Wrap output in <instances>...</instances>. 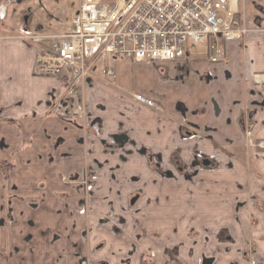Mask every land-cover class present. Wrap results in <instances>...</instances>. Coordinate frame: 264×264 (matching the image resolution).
<instances>
[{
	"label": "crops",
	"instance_id": "1",
	"mask_svg": "<svg viewBox=\"0 0 264 264\" xmlns=\"http://www.w3.org/2000/svg\"><path fill=\"white\" fill-rule=\"evenodd\" d=\"M237 2L250 31L224 44L221 62L201 48L157 64L99 61L85 89V123L49 110L71 71L42 74L37 45L0 30V264H139L147 250L158 251L152 264H173L167 252L180 238L167 234L157 245L139 234L170 232L174 218L184 241L174 264H264V0ZM104 68L113 70L107 81ZM144 149L167 170L173 152L187 164L206 154L219 166L200 171L188 193L180 177L156 176ZM138 187L147 202L127 210L124 197ZM188 225L202 233L194 243Z\"/></svg>",
	"mask_w": 264,
	"mask_h": 264
},
{
	"label": "built area",
	"instance_id": "2",
	"mask_svg": "<svg viewBox=\"0 0 264 264\" xmlns=\"http://www.w3.org/2000/svg\"><path fill=\"white\" fill-rule=\"evenodd\" d=\"M237 5V0H115L114 5L78 0L68 31L32 39L44 40L50 48L39 56L44 60L42 70L68 67L73 73L72 86L78 87L81 76L103 58L157 64L183 59L193 47H202L209 62L223 61L224 44L248 33ZM104 73L109 77L113 70ZM133 97L157 107L140 94Z\"/></svg>",
	"mask_w": 264,
	"mask_h": 264
},
{
	"label": "rangeland",
	"instance_id": "3",
	"mask_svg": "<svg viewBox=\"0 0 264 264\" xmlns=\"http://www.w3.org/2000/svg\"><path fill=\"white\" fill-rule=\"evenodd\" d=\"M0 2L4 3V2H7V0H0ZM77 4H78V0H23V2L20 4V7L16 9L15 14H13L12 6H9L5 9L6 18L0 22V30L1 29L6 30L9 26L16 27L17 25H19V26L22 25L23 18L21 17V13L23 11H26L29 14H31V18H32L31 24L28 26V31L31 32L28 34V36H29L28 39L30 40L31 43H33L32 38L37 37L39 35L44 36V35H48V34L55 33V32H63V31L66 32L69 30L71 23L73 21V18L75 17L76 10H77ZM246 27H247L248 32H249L250 27H248L247 25H246ZM11 33H13V32H11ZM15 33L18 34V32H16V31H15ZM33 41H35L34 44L37 45L41 54H46L45 52L50 51V48L47 46L46 41L35 40V39ZM196 48L197 47H193V50ZM103 59H106V58H103ZM103 59H101V60H103ZM110 59H112V58H110ZM101 60H99V61H101ZM97 63H95L90 68V70L87 71L86 75L81 76L82 81L80 82L78 87L72 86L73 85V76H72L73 73L70 72V74H71V77L69 79L70 81L64 87L63 94L61 96L55 98L54 100H51L49 110H51L52 112H54V114L59 115L61 117H64L66 115V116H71L74 119H80L83 121L85 116H86V106H85V91L86 90L85 89H86V86H87L89 79H91L93 76H95V74L93 73V69L96 68ZM107 63H109V62L107 61ZM37 64H38V69H39V65H40V70L42 71V74H44V75L50 74V72H45L42 70L44 67V60L43 59H40V57H37ZM61 69L65 70L66 72L71 71L67 67L61 68ZM107 69L108 68H104L102 70L103 77L106 79V81L108 80V78L110 79L113 77V75H110L109 77L105 76L104 72ZM133 96H134V94H133ZM68 106L72 107L71 112H70ZM61 107L62 108L66 107L69 112L66 113V111L64 109L63 110L61 109ZM248 123L249 122L245 121V120H243V122H242V125L244 128L243 131H244V134H246V136H248L247 135V130H248L247 128H249V127H247ZM245 124H246V126H245ZM87 125H85L84 128L87 129L86 132H89V129L91 130L92 126L88 127ZM181 133H182V135H184L185 131L181 130ZM249 137L250 136H248V138ZM249 140H250V138H249ZM143 154H144V157L147 161L149 169L156 176H158L160 178H164V177L165 178H168V177L171 178V177L176 176V177H174V180L180 177V179L184 182V184H186L185 185L186 187H182V188H186V192H188V193H194L195 192L193 190V188L195 186V181H196L195 179L197 178L196 176L198 175V173L200 171L213 170L219 166V164H218L219 161L217 159H215L213 157H209L206 154H200L199 153L197 155H194L191 158V160L188 162V164L182 160L185 163L186 168H184L185 170L183 168H179V169H181V172L183 173V174H180L174 166H173L174 168H172L171 170H167L166 168H162L160 166L161 158H160L159 154H154L151 151H148V149H146V150L144 149ZM178 156L180 157V155H178ZM180 159H181V157H180ZM87 178L90 179V182L93 185V181L95 178L94 174L91 172L87 173V175L85 176V180ZM135 178L137 179L136 176H135ZM143 180H145V179H143ZM166 186H168V184ZM178 186H179L178 184H172L171 188L174 190H177ZM161 187H162V185H161ZM91 188L93 189V186ZM144 193L145 192H144L143 188H140V187L129 190L127 192V194L125 195L126 197H124V201H123L124 205L127 206V210H135L141 204H145V201L147 200V198H146V195H144ZM142 199H143V201H142ZM175 203L178 206L181 205L180 202L172 201V206H175L176 205ZM183 204H185V206L188 207V204L186 203V201H185V203L183 202ZM168 208H169L168 206L165 208V212L169 211ZM156 209H157V207H156ZM259 209L262 210V207H260ZM174 219L176 220V222H174V220H172L174 223L172 224V222H171L172 229L170 228L171 229L170 232H162L161 230H159L156 227L155 229L153 228L151 230L144 231L142 234H139L140 238L144 237L146 240H149V242H150V238H154L156 240V241H154V243L155 244L157 243V245L161 244L163 239L165 237H167V234H169V235L175 234L176 235L175 238H178L176 240L171 239V241H177L180 238L178 243L174 244V242H172L173 246L170 249H168V252H167L168 256H169V260H171V262L173 264L179 262V260L181 258V255L179 254V252L180 253L183 252V249H181V248L184 244V241L181 239L183 234H181L179 232L182 224L179 222L178 218H174ZM249 223H250V225L257 226V221H256L255 217H253V216L250 217ZM178 225H181V226L177 227ZM175 227H177V228H175ZM184 234L186 235L187 238H189L190 242H193V243L200 236H202V233H199L198 229L193 225H188ZM203 235H204V237H206L207 233H203ZM227 237H229L228 234L223 233V234H220L219 239L220 240L222 239L221 242H225L227 240ZM254 241L256 242L257 239L256 238L253 239V235H252V237H250L249 240L247 241L248 244H247L245 250H249V248H253V242ZM190 242H188L189 247L187 248V254L189 256H192L194 245H191ZM226 243H227V241L224 244H226ZM228 244H229V241H228ZM157 254H158V251H154V250L145 251L143 254H141L139 264H152L153 261L156 260L155 257L157 256ZM203 264H206V263H203Z\"/></svg>",
	"mask_w": 264,
	"mask_h": 264
},
{
	"label": "flooded vegetation",
	"instance_id": "4",
	"mask_svg": "<svg viewBox=\"0 0 264 264\" xmlns=\"http://www.w3.org/2000/svg\"><path fill=\"white\" fill-rule=\"evenodd\" d=\"M23 2V0H7V2H4V3H1L0 2V6H3L4 5V11L2 14H0V22L3 21L5 18H6V15H5V9L9 6H12V11H13V14L16 13V9L20 7V4ZM21 17L23 18V22H22V25H17L16 27H12V26H9L6 30L7 32H18V35L20 36V38H22L23 40H28V37L25 36L26 33L27 35L29 33H31L30 31H28V26L31 24V14H29L28 12L26 11H23L21 13ZM1 30H4L6 31L5 29H1ZM34 39H32V42H35L33 41ZM39 71H40V65H39ZM41 72V71H40Z\"/></svg>",
	"mask_w": 264,
	"mask_h": 264
},
{
	"label": "trees",
	"instance_id": "5",
	"mask_svg": "<svg viewBox=\"0 0 264 264\" xmlns=\"http://www.w3.org/2000/svg\"><path fill=\"white\" fill-rule=\"evenodd\" d=\"M171 162H172V164L174 165V167L178 170V172L180 173V174H183L182 172H181V169H179V168H186V165H185V163L180 159V157L178 156V153H176V152H173L172 154H171ZM185 170V169H184Z\"/></svg>",
	"mask_w": 264,
	"mask_h": 264
}]
</instances>
